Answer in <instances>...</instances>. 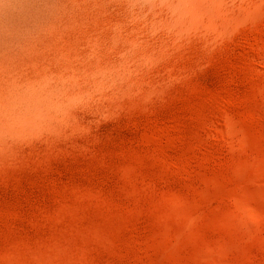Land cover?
I'll return each mask as SVG.
<instances>
[{
	"label": "rangeland",
	"instance_id": "rangeland-1",
	"mask_svg": "<svg viewBox=\"0 0 264 264\" xmlns=\"http://www.w3.org/2000/svg\"><path fill=\"white\" fill-rule=\"evenodd\" d=\"M0 111V264H264V0H0Z\"/></svg>",
	"mask_w": 264,
	"mask_h": 264
},
{
	"label": "bare ground",
	"instance_id": "bare-ground-1",
	"mask_svg": "<svg viewBox=\"0 0 264 264\" xmlns=\"http://www.w3.org/2000/svg\"><path fill=\"white\" fill-rule=\"evenodd\" d=\"M190 14V15H189ZM189 14L187 15L186 13H179V12H176V13H174V12H172V13H170V14H168V17H170L171 18V20L172 19H174L175 18V23H178V24H183V22L182 21H184L183 19L184 18H186L187 16H188V18H190V16L192 17H194V15H197V14H195V13H193V15H191L192 13H190L189 12ZM202 14V13H201ZM204 15L205 14H203V18H204ZM201 16V15H200ZM206 16V15H205ZM193 17H192V19H193ZM187 18V19H188ZM196 18V17H195ZM206 18V17H205ZM171 20H167L168 22H170ZM186 20V19H185ZM199 23V22H198ZM74 89H76V88H74ZM68 91H69V89H68ZM29 94V93H28ZM42 94H43V92H42ZM45 95H47V94H45ZM67 95V94H66ZM26 96V95H25ZM45 96H42L41 94H38L37 93V95L35 94V93H31V94H29V96H27L26 98H25V102L23 103V102H21L22 104H21V106H20V113H19V115H20V117H21V119H18L19 120V122H25V123H27V124H29V125H33L34 123H36L35 122V119H34V116H36V114L38 113V111H40V108H41V105H40V103L41 104H43V98H44ZM66 99V98H65ZM46 101H47V99H46ZM73 101V100H72ZM58 103H56V105H57ZM6 105V104H5ZM45 105V104H44ZM53 105V104H52ZM7 106V105H6ZM19 107V106H18ZM47 107V106H46ZM49 107V106H48ZM54 107V106H53ZM6 108V107H5ZM11 108V107H10ZM55 108V107H54ZM57 109L58 108H56L55 110L57 111ZM17 110V109H16ZM3 111V110H2ZM50 113L49 114H51L52 112H53V109H52V112H51V110L49 111ZM58 112V111H57ZM5 113H7V112H5ZM15 113H16V111H15ZM48 114V113H47ZM48 114V115H49ZM53 114V113H52ZM38 115V114H37ZM47 115V116H48ZM50 116V115H49ZM45 117V116H44ZM15 118V117H14ZM18 122V121H17ZM42 122V121H41ZM38 123V122H37ZM36 123V124H37ZM20 125H22V124H20ZM222 126H223V128H222V131L225 133V135H227V136H230V135H234V134H241V137H242V141L244 142V143H246V141L248 140L247 139V135L245 134V131L242 129V128H239L233 121H232V119H230L229 117H227V118H225L224 119V121H223V124H222ZM11 127H13L12 126V124L11 123H8V116H7V114H4L3 112H1L0 111V132L1 131H3V130H5L6 128L8 129V130H10L9 128H11ZM17 127V126H16ZM22 127H23V125L21 126V128L20 129H22ZM26 128V127H25ZM24 128V129H25ZM18 130V129H17ZM233 200H234V202H235V204H236V206L238 207V208H241V209H243L244 211H246L245 213L246 214H248V213H250L251 214V216L252 215H254V216H258V214H260V213H258V211H257V207L256 206H254L255 204H253V201H251L248 197H246V196H244L243 194H240V193H237V194H232L231 196H230ZM174 201H172V202H175V200L177 201L176 202V205H177V203H178V199H176L175 197L174 198H172ZM170 201V202H171ZM180 201H182V203H184V201L181 199ZM180 203V202H179ZM172 204V203H171ZM170 204V205H171ZM172 206H175V205H172ZM180 206L181 205H179L178 207L180 208ZM183 206V205H182ZM178 207H177V209H178ZM174 208H176V207H174ZM240 210V209H239ZM242 210V211H243ZM186 211V210H185ZM187 211H189V208L187 209ZM186 211V212H187ZM243 211V212H244ZM186 212H185V214H184V212H183V214L184 215H186ZM248 212V213H247ZM188 213L189 212H187V215H188ZM249 214V215H250ZM191 215V214H190ZM246 216H248V215H246ZM251 216H249V217H251ZM260 216H261V214H260ZM259 216V217H260ZM226 244V243H225ZM225 244H224V242H222V243H220V245L223 247V248H226V246H227V244H226V246H225ZM208 250H209V252H210V254L213 256V257H217V256H219V254L221 253L220 252V250L218 249V248H216V247H211L210 245L208 246ZM208 252V251H207Z\"/></svg>",
	"mask_w": 264,
	"mask_h": 264
}]
</instances>
